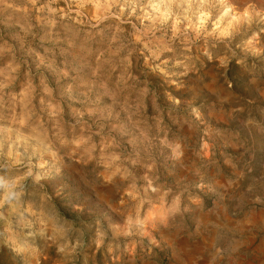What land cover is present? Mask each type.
Instances as JSON below:
<instances>
[{
	"label": "rangeland",
	"instance_id": "374dc122",
	"mask_svg": "<svg viewBox=\"0 0 264 264\" xmlns=\"http://www.w3.org/2000/svg\"><path fill=\"white\" fill-rule=\"evenodd\" d=\"M0 264H264V0H0Z\"/></svg>",
	"mask_w": 264,
	"mask_h": 264
}]
</instances>
